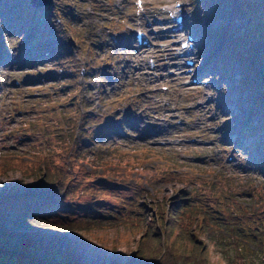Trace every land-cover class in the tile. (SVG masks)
<instances>
[{
  "label": "rangeland",
  "instance_id": "obj_1",
  "mask_svg": "<svg viewBox=\"0 0 264 264\" xmlns=\"http://www.w3.org/2000/svg\"><path fill=\"white\" fill-rule=\"evenodd\" d=\"M30 1L0 0L6 50L0 59V195L37 177L69 182L72 193L62 200L67 216L48 218L53 225L0 219V247L24 244L41 264H129L152 225L160 227L162 245L171 240L185 253L187 237L172 227L184 208L168 210L185 197L195 212L187 207L189 215L178 219H191L207 261L264 264V176L243 166V149L252 142L240 134V107L249 95L240 89L244 68L212 69V48L222 41L217 33L227 26L231 51L261 56L264 0H219L212 7L199 0H143L141 8L136 0H51L45 9ZM175 1L188 13L186 32L198 40L200 84L183 73L186 59L173 56L184 38L172 30ZM137 29L174 52L146 55L136 45ZM44 46V61L25 51ZM117 161L129 183L114 181L117 170L110 178L101 174ZM83 204L98 220L86 221ZM9 259L0 253V264Z\"/></svg>",
  "mask_w": 264,
  "mask_h": 264
},
{
  "label": "trees",
  "instance_id": "obj_2",
  "mask_svg": "<svg viewBox=\"0 0 264 264\" xmlns=\"http://www.w3.org/2000/svg\"><path fill=\"white\" fill-rule=\"evenodd\" d=\"M219 0H203L209 7H212ZM261 3V2H260ZM240 10V9H239ZM262 13V10L256 12L250 18L247 24V29H252V21L257 19V16ZM228 36H232L230 27L217 33V36L222 39L218 45L213 47L212 52L215 53L216 62L219 66V71L222 74L226 73V68L229 70L232 67H238L243 69L244 78L242 79V88L248 91L244 106L240 107L241 114V130L240 134L245 137H251L252 142L249 147H245L243 152L246 153V160L243 166L246 170L256 171L260 175L264 176V41L260 44V49L263 53L261 56L248 58L246 55L239 56L236 52L231 51L226 44ZM1 38V32H0ZM3 44L0 40V59L3 58L1 54H4ZM242 105V104H241ZM140 154H138L139 156ZM137 157V156H135ZM117 160V159H116ZM126 161V160H125ZM125 162H123L124 164ZM118 161L116 163H110V165L103 169L101 174L110 178L113 173L121 172L118 169ZM98 169L97 166L94 168ZM28 172L29 170H25ZM125 171L126 168H125ZM30 172V171H29ZM63 173V172H62ZM66 175L65 173H63ZM127 173H122L119 177H113L114 181L127 182ZM37 183L31 186L23 185L21 182L13 183L10 188L8 196L3 197L0 195V219L11 222L17 226H28L31 224L49 226L53 225L51 221H48L49 217H63L67 214L61 211L64 204L62 202L66 194H71L72 190L69 189V182L64 185L63 181L58 177H54L50 180H42L39 177ZM95 188H92L94 190ZM90 192V190H89ZM184 196V195H183ZM183 198V200H179ZM178 200H174L172 205H169V211H176L174 208H184V211L180 214L187 212L186 202L188 199L185 197H179ZM179 203L184 205L178 206ZM66 206H69L66 203ZM86 211H88V219L86 221L98 220L91 215L93 214L90 207L87 204H83ZM162 209V208H161ZM189 212L194 213L195 210L189 207ZM174 215V214H173ZM178 215V218L180 217ZM174 217V216H173ZM178 218H174L173 226L176 229L177 234H183L187 237L189 247L184 248L185 253H182L180 249L176 250L173 242H165L161 244L160 227L149 225L145 230L137 248L133 252L132 257L129 260V264H213V262L207 261L206 257L201 253L202 246L197 239L198 232L195 225L191 224V219L186 217V221H182ZM150 221L152 219H149ZM169 219L166 218V223ZM190 224V227H188ZM74 225V224H71ZM69 226V225H68ZM244 228V225H243ZM166 230V227H165ZM186 233V234H185ZM149 236V237H147ZM155 237V238H154ZM157 240L156 246H151L150 240ZM166 231L164 232V238L166 240ZM184 244V243H181ZM204 246V245H203ZM26 246H21L15 250H9L7 248L0 247V253L5 259H9V264L14 262L12 257L16 259L14 264H41V260L34 259L30 254H27ZM203 252V251H202ZM12 260V261H11ZM8 264V263H7ZM65 264H83L75 259H69Z\"/></svg>",
  "mask_w": 264,
  "mask_h": 264
},
{
  "label": "bare ground",
  "instance_id": "obj_3",
  "mask_svg": "<svg viewBox=\"0 0 264 264\" xmlns=\"http://www.w3.org/2000/svg\"><path fill=\"white\" fill-rule=\"evenodd\" d=\"M167 1V0H165ZM180 2V1H178ZM176 3V1L174 2V4ZM182 5V3L180 4ZM176 8V6L173 5V7L170 9V13L172 12V10H174ZM165 12H168L167 9L165 10ZM152 39H155V38H152ZM155 47L154 48H151L152 46L148 47L147 45L146 46H142L140 48L143 49L142 52L143 53H146L147 54H150V55H155L156 57L158 56V54H160L161 52L163 53H166L167 51H171L173 50L174 52V49L173 47H169V43L166 42V43H156V42H151ZM69 45V44H67ZM181 52H183L180 48H178V51L176 53L173 54L174 57L176 58H182V57H178V54H180ZM161 53V54H162ZM149 65V64H148ZM185 66V65H184ZM186 68H188L187 66H185ZM184 73V72H183ZM191 74V73H189ZM186 75V74H185Z\"/></svg>",
  "mask_w": 264,
  "mask_h": 264
},
{
  "label": "water",
  "instance_id": "obj_4",
  "mask_svg": "<svg viewBox=\"0 0 264 264\" xmlns=\"http://www.w3.org/2000/svg\"><path fill=\"white\" fill-rule=\"evenodd\" d=\"M50 2L51 0H32V3L36 5L37 7L48 6V4H51Z\"/></svg>",
  "mask_w": 264,
  "mask_h": 264
},
{
  "label": "flooded vegetation",
  "instance_id": "obj_5",
  "mask_svg": "<svg viewBox=\"0 0 264 264\" xmlns=\"http://www.w3.org/2000/svg\"><path fill=\"white\" fill-rule=\"evenodd\" d=\"M65 43H62L61 45H64Z\"/></svg>",
  "mask_w": 264,
  "mask_h": 264
}]
</instances>
